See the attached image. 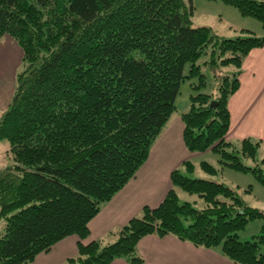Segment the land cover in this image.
Segmentation results:
<instances>
[{
    "label": "trees",
    "instance_id": "16d2710c",
    "mask_svg": "<svg viewBox=\"0 0 264 264\" xmlns=\"http://www.w3.org/2000/svg\"><path fill=\"white\" fill-rule=\"evenodd\" d=\"M208 1L256 19L264 31V0ZM194 11L193 0H0V44L11 38L23 66L0 118L12 161L0 171V264H30L70 236L88 238L90 222L148 160L182 83L197 77L196 89L208 85L204 55L215 92L192 96L182 115L184 143L192 153L217 154L221 170L252 173L264 187L261 142L227 141L228 100L264 36L217 37L193 26ZM184 167L186 174L172 173L163 202L146 207L116 242L81 243L66 264H142L137 246L150 235L219 251L233 264H264V212L224 183L193 178L191 161ZM201 167L219 173L208 162ZM178 188L204 206L182 203ZM255 220L263 222L260 235L242 241L239 232Z\"/></svg>",
    "mask_w": 264,
    "mask_h": 264
},
{
    "label": "crops",
    "instance_id": "0c3cea01",
    "mask_svg": "<svg viewBox=\"0 0 264 264\" xmlns=\"http://www.w3.org/2000/svg\"><path fill=\"white\" fill-rule=\"evenodd\" d=\"M239 80L238 91L228 100L230 131L227 140L234 143L254 139L261 142L264 151V46L253 49L246 57ZM6 107L0 104V112L4 113ZM183 114L176 111L172 115L152 146L146 163L90 222L88 238L82 240L78 236H70L50 252L37 256L30 264H66L69 259L78 256L81 243H114L118 232L132 219L142 216L146 207H158L173 189L172 173L182 171L185 162L192 157L183 139ZM137 252L143 259L142 264H233L219 251L198 248L171 235L144 237L138 243ZM111 264L131 263L116 259Z\"/></svg>",
    "mask_w": 264,
    "mask_h": 264
},
{
    "label": "rangeland",
    "instance_id": "374dc122",
    "mask_svg": "<svg viewBox=\"0 0 264 264\" xmlns=\"http://www.w3.org/2000/svg\"><path fill=\"white\" fill-rule=\"evenodd\" d=\"M184 1L188 3V0ZM193 5L195 7L194 15L192 16L194 27L210 28L214 35L220 38L246 37L249 35L247 31L252 32L257 37L264 36V31L259 21L254 18L243 17L237 9L220 1L193 0ZM0 51H5V53H0V104L6 107L11 101L14 92L15 76L23 70V66L20 64L22 50L11 38L6 37L4 42L0 44ZM208 60L209 55H204L199 61V64L202 65V73L207 76L208 85L201 89H196V85L199 84V78L186 79L181 85L180 94L176 100V111L188 112L192 106V96L215 92V84L212 78L214 73L209 66L204 64ZM188 71L189 66L185 70L186 74ZM2 115L3 113L0 112V118ZM240 143L241 141L234 142L237 145ZM9 149L7 141H0V169L3 168L4 170L12 164L9 158ZM262 159H264V151L260 149L259 161ZM189 161L195 165L194 172L191 174L193 178L224 183L234 189L248 206L264 212V187L252 173H240L228 168L221 170L219 156L212 152L192 153ZM204 161L214 166L219 170V173L212 175L203 170L201 163ZM246 164L249 166L255 165L251 161H246ZM261 168L264 171V163L261 164ZM182 171L186 174L185 167ZM177 191L182 203L186 201L196 203L197 208L200 209L204 206L203 201L197 196L189 195L179 188ZM262 225L263 222L261 220L250 222L244 230L239 232L240 239L242 241H251L255 236L260 235ZM3 227L4 221L0 220V233Z\"/></svg>",
    "mask_w": 264,
    "mask_h": 264
},
{
    "label": "water",
    "instance_id": "95a60500",
    "mask_svg": "<svg viewBox=\"0 0 264 264\" xmlns=\"http://www.w3.org/2000/svg\"><path fill=\"white\" fill-rule=\"evenodd\" d=\"M216 106V102H212V105H211V107H215Z\"/></svg>",
    "mask_w": 264,
    "mask_h": 264
}]
</instances>
